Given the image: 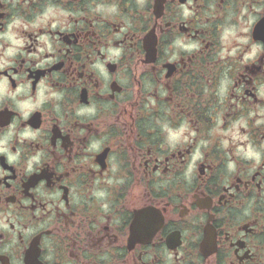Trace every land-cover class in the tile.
<instances>
[{"label":"flooded vegetation","instance_id":"flooded-vegetation-1","mask_svg":"<svg viewBox=\"0 0 264 264\" xmlns=\"http://www.w3.org/2000/svg\"><path fill=\"white\" fill-rule=\"evenodd\" d=\"M15 20L0 264H264V0H0V61Z\"/></svg>","mask_w":264,"mask_h":264},{"label":"clouds","instance_id":"clouds-1","mask_svg":"<svg viewBox=\"0 0 264 264\" xmlns=\"http://www.w3.org/2000/svg\"><path fill=\"white\" fill-rule=\"evenodd\" d=\"M185 14L187 15L188 13L186 12ZM56 15H57V10H55L53 7H48L45 10V12L43 13V15L41 17H38L37 20L31 25V27L33 29H35L36 27L44 26L50 18H52ZM61 15H66V14L61 13ZM251 22H252V18L249 19L248 23L251 24ZM14 26L20 27L21 21L20 20L13 21V23L9 25L8 31L6 33L2 34V38L5 41H10L11 44L3 52V59H2V61H0V68L6 67L8 64H10L12 61L9 59V57L13 56L17 51H20L22 49V46L26 43V40L24 38L20 37L18 33H15L12 31ZM22 26L25 28L29 27L26 24L22 25ZM51 27L52 28L57 27V23H53L51 25ZM244 30L247 31V28H245ZM38 39L44 45L43 47L39 48V53L54 50L52 48L51 44L48 42L47 36H40V37H38ZM257 50H258L257 46H253L252 50L245 57V60H248L250 58H254ZM236 51H237L236 49H233L232 50L233 54H235ZM34 56H35V54H33V57ZM44 64H45V62L41 61L39 64H37V67H42V66H44ZM7 84H8L7 78H4L5 87H7ZM41 84H43V82H41ZM261 95L264 96V90L261 91ZM185 129H186V126H183L178 131L173 132L172 133L173 138L180 136V134L183 133L185 131ZM185 139H187V137ZM225 144H227V141H225ZM241 151H243V149H241ZM198 154L199 153H197V155ZM249 155H256V153L249 151ZM15 159H16V157L9 155V161L10 162L15 160Z\"/></svg>","mask_w":264,"mask_h":264}]
</instances>
